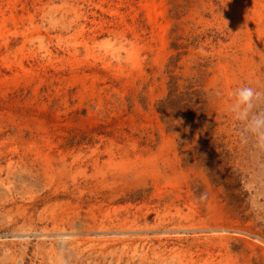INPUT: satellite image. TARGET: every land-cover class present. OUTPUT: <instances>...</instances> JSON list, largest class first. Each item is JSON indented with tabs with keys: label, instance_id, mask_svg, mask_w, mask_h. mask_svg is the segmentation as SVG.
Returning a JSON list of instances; mask_svg holds the SVG:
<instances>
[{
	"label": "rangeland",
	"instance_id": "374dc122",
	"mask_svg": "<svg viewBox=\"0 0 264 264\" xmlns=\"http://www.w3.org/2000/svg\"><path fill=\"white\" fill-rule=\"evenodd\" d=\"M245 85L264 111V0H0V264H264Z\"/></svg>",
	"mask_w": 264,
	"mask_h": 264
},
{
	"label": "clouds",
	"instance_id": "9594fccd",
	"mask_svg": "<svg viewBox=\"0 0 264 264\" xmlns=\"http://www.w3.org/2000/svg\"><path fill=\"white\" fill-rule=\"evenodd\" d=\"M231 95L234 96L231 104L234 118L243 122L245 131L254 135L257 143L264 147V111H253L255 101L261 97L262 93L245 85L236 88Z\"/></svg>",
	"mask_w": 264,
	"mask_h": 264
},
{
	"label": "trees",
	"instance_id": "16d2710c",
	"mask_svg": "<svg viewBox=\"0 0 264 264\" xmlns=\"http://www.w3.org/2000/svg\"><path fill=\"white\" fill-rule=\"evenodd\" d=\"M172 87V86H171ZM175 85V89H176ZM175 89H171L170 95L173 94ZM183 98L186 102L184 106L188 109H195L199 111V120L200 122H187L186 127L193 125L204 132L203 137L205 138V146L209 150L210 153H215L217 157L222 155H228L229 151L225 149L226 143H220L219 145H214L213 143L218 140V138L212 139V135L214 134V130L212 129L216 124L206 122L208 119L205 116L206 114V104L208 102L207 98L204 96V93L200 90H193V85H188L187 90L182 93ZM161 112L164 113L165 108H160ZM173 124H169V128H171ZM177 127V126H176ZM186 131L181 133L182 138H186ZM206 154H209V153Z\"/></svg>",
	"mask_w": 264,
	"mask_h": 264
},
{
	"label": "bare ground",
	"instance_id": "6f19581e",
	"mask_svg": "<svg viewBox=\"0 0 264 264\" xmlns=\"http://www.w3.org/2000/svg\"><path fill=\"white\" fill-rule=\"evenodd\" d=\"M64 160V159H63ZM25 162V161H24ZM64 162V161H63ZM26 170V169H25ZM28 171V170H27ZM47 171V170H46ZM13 173V172H12ZM44 212V211H43ZM138 228V227H137ZM137 228L136 230L135 229H130V228H127V229H123V230H120L119 232L122 233V235H131L132 233H135L137 232ZM218 228V227H217ZM99 229V228H98ZM150 229V228H149ZM111 230V229H110ZM89 232V231H88ZM110 233V232H109ZM147 233V232H146ZM57 234L63 238L64 235H66L65 232H62V231H57ZM80 234V233H79ZM141 234V233H140ZM53 235V234H52ZM64 240V239H63Z\"/></svg>",
	"mask_w": 264,
	"mask_h": 264
}]
</instances>
